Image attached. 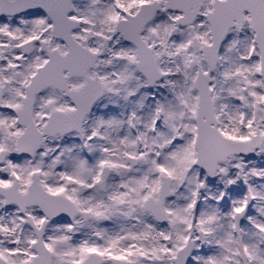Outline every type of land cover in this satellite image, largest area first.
<instances>
[{"label":"snow or ice","instance_id":"6c2138e0","mask_svg":"<svg viewBox=\"0 0 264 264\" xmlns=\"http://www.w3.org/2000/svg\"><path fill=\"white\" fill-rule=\"evenodd\" d=\"M0 264H264V0H0Z\"/></svg>","mask_w":264,"mask_h":264}]
</instances>
